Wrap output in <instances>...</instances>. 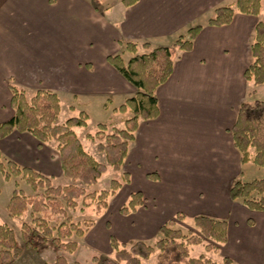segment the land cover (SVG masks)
<instances>
[{
  "label": "crops",
  "instance_id": "crops-1",
  "mask_svg": "<svg viewBox=\"0 0 264 264\" xmlns=\"http://www.w3.org/2000/svg\"><path fill=\"white\" fill-rule=\"evenodd\" d=\"M100 1L0 0V123L14 115L12 84L26 97L27 91L31 96L37 89L51 90L59 96L61 110L65 103L76 107L78 115L85 112L87 124L74 126L76 133L87 127L93 106L99 112L96 125L120 127L129 113L115 108L136 89L107 56L120 53L129 59L132 53L125 56L123 48L128 41L170 47L172 72L156 89L159 114L139 119L117 171L128 172L130 182L113 194L125 192L122 202H126L138 190L144 204L128 215L103 217L105 226L118 241L128 242L151 239L160 225L179 212L224 218L225 243L231 247L226 255L234 262L263 263L264 216L258 221L247 218L244 227L234 229V213L251 210L228 195L240 162L230 128L247 89L241 87L247 82L242 74L246 55L250 61L244 42L258 15L235 12L230 24L213 26L207 19L214 8L234 5L235 0H137L130 6L120 2L114 12L108 5L101 10ZM196 24L202 27L194 34ZM185 39L192 42L190 50L178 48ZM80 141L108 168L94 141V150ZM0 152L50 176L52 182L55 176H64L54 147L29 132L11 131L0 139ZM152 172L157 179L147 176Z\"/></svg>",
  "mask_w": 264,
  "mask_h": 264
},
{
  "label": "trees",
  "instance_id": "trees-1",
  "mask_svg": "<svg viewBox=\"0 0 264 264\" xmlns=\"http://www.w3.org/2000/svg\"><path fill=\"white\" fill-rule=\"evenodd\" d=\"M137 0H121L124 6H130ZM263 0H235L234 5H220L214 8L207 24L222 26L230 24L235 12L258 15ZM202 27H192L197 34ZM192 42L185 39L179 49L190 50ZM123 48L132 53L124 60L120 53L107 56V61L130 82L136 91L126 97L115 109L128 112L120 127L110 123H98L96 131L87 136L96 141V149L103 152L105 160L114 170L121 169L127 155L128 144L134 139L139 119H153L159 114L157 87L170 76L173 59L168 46H151L148 42H125ZM143 51L138 52L139 49ZM250 61L243 70V78L255 85L264 83V21L254 24L249 43ZM12 92L11 107L14 115L0 123V139L11 131L31 133L40 143H54V149L62 174L70 180L63 185H54L50 176L35 169L19 165L13 159L0 152V174L5 180L21 177L31 188L26 193L15 182V188L6 204L10 216H30V222L23 221L20 226L21 240L26 248L33 246L35 237L41 235L50 239L62 252L71 253L77 248V242L70 238L82 237L93 226L92 218L82 224L74 222L66 209H75L78 200L81 208L95 206L99 216L108 208V198L118 190L122 183H129L128 172L123 171L121 178L111 179L106 189L87 191L86 187L95 184L106 171L107 165L97 160L86 151L73 130L74 126H85L87 114L83 111L78 116L68 117L63 123L58 121L61 104L59 96L48 89H37L29 98L23 91L10 84ZM232 143L239 153L241 163L252 162L264 168V101L252 99L239 103L235 120L230 128ZM151 179H157V173H148ZM229 198L238 201L250 210H264V177L243 181L234 178L228 191ZM144 204L141 191L130 193L119 213L128 215ZM59 216H63L61 220ZM183 213H176L167 222L160 225L153 241L130 240L120 242L113 235L109 244L114 256L99 259L98 264H142L155 253V262L151 264H235L234 260L224 255L215 261L205 254L191 256L190 247L202 244L206 251H215L227 241V220L203 214L193 216L196 231L183 230L176 226L175 220L184 219ZM54 221L53 224L50 222ZM249 223H253L248 220ZM19 245L13 228L0 222V264H9L19 256ZM48 264V263H42ZM53 264H66V258L57 256ZM74 264H80L75 262Z\"/></svg>",
  "mask_w": 264,
  "mask_h": 264
},
{
  "label": "rangeland",
  "instance_id": "rangeland-1",
  "mask_svg": "<svg viewBox=\"0 0 264 264\" xmlns=\"http://www.w3.org/2000/svg\"><path fill=\"white\" fill-rule=\"evenodd\" d=\"M121 0H101L99 7L101 10H103V7L105 5L111 6L113 9V12L119 8ZM258 20H263L264 21V2L262 4L260 13L258 14ZM252 32L247 34L244 46L245 48L249 49V43L251 39ZM248 53V52H247ZM130 55L128 51L125 52V56ZM248 58L246 55V60L245 63L247 65L248 63ZM238 84L236 85V88L238 89ZM242 88H247L245 92L242 94L243 96L241 97L243 101H248L251 99H260L264 101V83L255 85L252 82H245L244 85L241 86ZM242 90V89H241ZM30 92L27 91V98L30 96ZM121 102L119 101V104ZM95 106H93L90 110V116L91 119L88 122V125L85 129H77V136L79 139L83 140L84 145L88 150H94L93 147V140L88 138L87 132H90L93 134L96 129L97 125L95 122H98L99 120V112L98 110L95 111ZM100 108V106H99ZM77 108H69V105L63 103L62 104V110L60 114V120L62 123L68 118L72 116H77ZM96 143V141H94ZM91 143V146H89ZM54 147V143H50ZM86 150V149H85ZM98 158H100L99 154L97 152L95 153ZM239 166H235L236 170V175L234 178H239L243 181H248L254 178H261L264 177V168L257 166L253 164L252 162H247V163H240L238 164ZM123 172L119 173L114 170L110 165H108V168L106 171L101 175V177L98 179L97 184L90 185L86 187L87 191H92V190H102L106 189L109 185V182L111 179H119L121 178V174ZM67 179L64 176H55L53 179V184L54 185H63L65 184L63 180L61 179ZM233 178V179H234ZM15 182L18 183L19 188L25 190L26 193H31L32 190L30 186L21 178V177H16V178H10L9 180H5L3 176L0 174V222L6 223L9 225L11 228H13L15 232V237L19 243V245L22 248L21 253L17 258H15L13 261H11L9 264H42V263H48V264H53L54 260L56 259L57 256H64L66 258V264H74L75 262H79L80 264H98L93 260V256L98 257L99 259H103L104 257H113L114 253L110 247L109 244V236H110V231L109 228H106L105 226V220H103V217H109V218H114L116 217V213L118 212V204L122 205L124 202H122V199L124 197V193H119V195H111L108 198V208L99 216L95 214V206L91 205L89 207H84L81 208V202L78 200V206L75 209H66L67 215L71 217V219L74 222H78L80 224L83 223L85 219L92 218L95 221V224L93 227L89 228L85 234L82 237H77L73 235L70 239L75 240L77 242V248L71 252V253H66L62 252L59 250L57 247H55L50 239H44L42 236L39 234L35 237L33 246L31 248H26L23 241L21 240V235H20V226L23 221L30 222V216L26 215L25 217H20V216H10L7 212L6 209V204L8 202V199L11 195L12 190L16 187ZM125 187V186H124ZM123 187V188H124ZM122 188V189H123ZM120 189L119 192L122 190ZM232 202V201H231ZM237 203H240L236 201ZM234 203V202H232ZM232 204H230L231 206ZM232 213H234L232 211ZM236 214V220L237 224H234L233 227L234 229H239L240 227H244L243 223L247 218H252L254 220L259 219V216L262 215L264 216V212H259V211H254L251 210L250 212L246 213H234ZM61 220H64L63 216H59ZM51 224L54 223V221L50 222ZM176 226L182 228L183 230H192L196 231L194 225H193V216L186 215L184 219H179L175 220ZM263 224H264V218H263ZM249 227V226H248ZM156 235L151 237L148 241H153L155 239ZM120 241V240H119ZM228 243L222 244L219 246V248L215 251H206L204 246L202 244H196L192 245L190 247V254L191 256H198L200 254H205L211 259L215 261H220L224 255H226V251L230 249V245ZM226 246V247H225ZM155 262V253L152 254L148 259L142 260V264H151ZM123 264V263H120ZM235 264H245L243 261L238 259L235 261ZM259 264V263H257ZM261 264H264V262Z\"/></svg>",
  "mask_w": 264,
  "mask_h": 264
}]
</instances>
